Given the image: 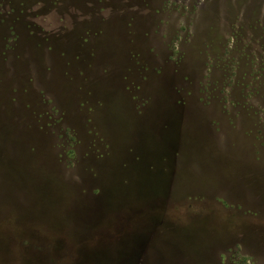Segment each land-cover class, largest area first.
Wrapping results in <instances>:
<instances>
[{
    "label": "rangeland",
    "instance_id": "1",
    "mask_svg": "<svg viewBox=\"0 0 264 264\" xmlns=\"http://www.w3.org/2000/svg\"><path fill=\"white\" fill-rule=\"evenodd\" d=\"M0 264H264V0H0Z\"/></svg>",
    "mask_w": 264,
    "mask_h": 264
}]
</instances>
